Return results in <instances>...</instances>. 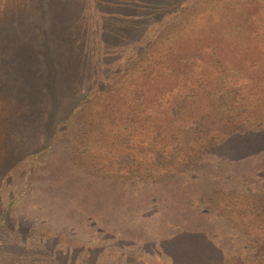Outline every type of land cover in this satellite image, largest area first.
Listing matches in <instances>:
<instances>
[{
    "label": "rangeland",
    "instance_id": "rangeland-1",
    "mask_svg": "<svg viewBox=\"0 0 264 264\" xmlns=\"http://www.w3.org/2000/svg\"><path fill=\"white\" fill-rule=\"evenodd\" d=\"M233 1L0 0V264L92 262L38 235L101 229L140 236L123 263H169L145 254L164 238L174 262L264 264V100L246 97L264 83V21L235 33L256 58L242 98L178 104L216 86L208 36Z\"/></svg>",
    "mask_w": 264,
    "mask_h": 264
},
{
    "label": "trees",
    "instance_id": "trees-1",
    "mask_svg": "<svg viewBox=\"0 0 264 264\" xmlns=\"http://www.w3.org/2000/svg\"><path fill=\"white\" fill-rule=\"evenodd\" d=\"M244 0H235L233 1V3L231 4V8L233 11V20H225L224 19H217L218 21H225V23H221V29H216V31L213 30V33L210 34L208 37L210 39V45H212L214 52L210 53L209 51V55L203 56L201 57L199 55V57H195L197 58V60L199 61V63H201L203 61V59L206 57L207 59L209 58V62H212V66L214 67V77H213V81L216 84V86H214L212 89L213 90H206V91H198L196 89H191L189 92L184 91V95L180 98L179 101V105L180 102H182L185 99H190V98H203L206 97L207 99H218L221 100L222 102H229V103H234L237 102V100L239 98H242V94L247 93V90H245L244 88L241 87V84L244 81V79H246V77L244 75H249L247 74L244 70H253L252 66L255 65L256 68V64H253V62L256 60L255 56L253 54H246V53H241L240 49L238 47L239 41L238 39L240 38V36L238 37L235 33L240 32L243 27L247 24V20H252L255 21L257 19L259 20H263L264 21V9L261 8V6L257 3L252 4L248 7L245 6V3L243 2ZM179 12L177 7L175 8L174 11H167L165 13V15H168L169 17L174 15H177ZM217 20H215L217 22ZM251 32H255L252 35H257L259 37V43L254 45L257 48H261V50H264V25L261 26L259 29L255 28L251 30ZM257 32V33H256ZM226 34L227 38L225 40L224 36H222V34ZM219 34V35H218ZM251 35V37H252ZM239 50V51H237ZM203 54V53H202ZM260 57L264 55V53H257ZM246 59H249L250 61H246ZM261 64V63H260ZM262 66V64H261ZM263 68V67H262ZM161 76L164 77V73L160 74ZM230 75V76H229ZM231 76H235V87L233 85V83H231ZM241 77V79H240ZM251 78V77H250ZM249 78V80H250ZM240 79V80H239ZM184 80V79H182ZM264 81V73L260 76V81ZM239 81V82H237ZM259 85L257 87V90L255 92H251L249 93L247 96H254L255 98H257V101H262L264 100V83L258 82ZM167 89L164 90V94L166 93ZM192 91H194L192 93ZM162 92V91H161ZM160 92L159 96L160 98H164V94H162ZM193 94V95H191ZM258 104V103H257ZM169 106L173 107V103L168 104ZM72 121V116L71 117H67L66 119H64V125L63 128L66 126H68ZM100 126V125H99ZM48 127H50L51 130H53V133L51 135V140L54 136V132L56 131V127H57V123L55 120H51L48 122ZM55 129V130H54ZM43 132L44 130L41 129ZM183 230H188V231H192L194 229V227L192 225H187L184 224V227L181 228ZM130 232L128 231H116V230H107L105 229V231H103V229L100 230V232L97 233H84L82 236L80 237H71V238H64L65 235H50V233H41L38 235L39 238L41 239H47V241L49 240H54L60 243V245L63 247L62 249L68 250L70 248L73 247H82L81 251H83L84 249H86L85 252H91L89 254H91L93 257H95V259L92 262H87L86 260L83 259V261H85L82 264H135L132 262H126L123 263L121 262L122 259H125L126 256L128 255V259L132 258V255L127 254V249L125 245V239H129L132 241H137L138 238L140 239V236L135 234V233H131L128 234ZM101 239L100 243H95L96 239ZM115 239L116 240H121L123 243L120 244H111V242H113ZM144 240H148V237H144ZM164 238H160L156 241L157 248L154 249L153 251L150 252H145V254H149L150 256H163L166 255L167 257H169L170 261H168L169 263L166 264H195L190 262V261H181V262H177L178 260H176V262H174V257L173 255H171L170 253H168L162 245H160V241L163 240ZM105 241L107 244H101V242ZM93 242V243H91ZM215 246L217 248L221 249V245L219 243V241L215 242ZM129 244V243H128ZM133 244V243H132ZM96 245H98V252H96ZM86 247V248H85ZM95 247V248H94ZM33 250L28 249L26 251V255H33ZM116 252V253H115ZM151 253V254H150ZM253 256V255H252ZM55 261L56 264H61L60 261H58L55 257V255L52 256ZM117 258L119 261V263L113 259ZM254 257V256H253ZM23 260V258H22ZM29 263H26L24 260V262L22 261V263L20 264H40V260H37V262L33 261L34 258H27ZM49 259H47L48 261ZM209 261V260H208ZM35 262V263H34ZM71 261H69L70 263ZM50 262H47V264H49ZM72 264H78L76 263L74 260L71 262ZM46 264V263H45ZM159 264V263H156ZM161 264V263H160ZM198 264V263H196ZM199 264H204L202 262H200ZM209 264V263H208ZM219 264H226L225 262L219 263ZM231 264H254L251 261H248L247 259H244V257H242V255L238 256V260L235 261H231Z\"/></svg>",
    "mask_w": 264,
    "mask_h": 264
}]
</instances>
